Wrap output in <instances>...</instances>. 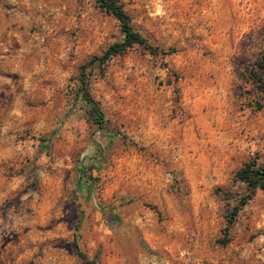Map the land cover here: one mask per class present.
Segmentation results:
<instances>
[{
	"label": "rangeland",
	"instance_id": "rangeland-1",
	"mask_svg": "<svg viewBox=\"0 0 264 264\" xmlns=\"http://www.w3.org/2000/svg\"><path fill=\"white\" fill-rule=\"evenodd\" d=\"M119 3L0 0V264H264V0Z\"/></svg>",
	"mask_w": 264,
	"mask_h": 264
},
{
	"label": "trees",
	"instance_id": "trees-1",
	"mask_svg": "<svg viewBox=\"0 0 264 264\" xmlns=\"http://www.w3.org/2000/svg\"><path fill=\"white\" fill-rule=\"evenodd\" d=\"M95 2L102 9H105L107 12L111 13L120 22L122 39L119 42L111 45L102 56L96 57L91 60V62L88 64L89 66L95 63L105 64L113 57L124 54L136 46L143 47L150 52L155 51L153 47L148 43L147 39L141 36L140 33H138L133 28L131 18L125 12L122 5L119 3V0H95ZM258 67L259 71L261 72L254 74V80L259 91L261 93H264V55L258 62ZM81 83L83 98L85 102L90 106L94 114V123L98 126L99 129H104V114L94 102V100L90 97L85 79H82ZM235 179L236 181L244 182L248 186L250 194L244 200V203H246V201H248L258 189L264 192V169L260 168L255 163L246 164L243 168L237 171ZM78 189H83L82 178L78 180ZM239 210V207L233 208L230 216L228 217L229 226L234 223ZM83 259L86 263H89L85 256H83Z\"/></svg>",
	"mask_w": 264,
	"mask_h": 264
}]
</instances>
